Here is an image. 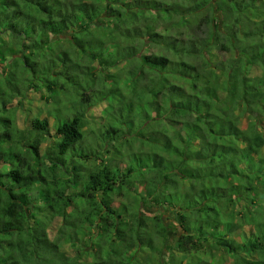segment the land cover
Returning <instances> with one entry per match:
<instances>
[{"label":"trees","instance_id":"trees-1","mask_svg":"<svg viewBox=\"0 0 264 264\" xmlns=\"http://www.w3.org/2000/svg\"><path fill=\"white\" fill-rule=\"evenodd\" d=\"M64 36L78 56L48 51ZM147 40L166 53H144ZM7 60L0 264H264V0H0ZM38 86L78 107L55 91L53 127L38 116L21 129L24 102L8 104ZM98 95L107 123L87 133ZM108 141L114 154L90 170ZM146 208L171 210L181 234Z\"/></svg>","mask_w":264,"mask_h":264},{"label":"rangeland","instance_id":"rangeland-1","mask_svg":"<svg viewBox=\"0 0 264 264\" xmlns=\"http://www.w3.org/2000/svg\"><path fill=\"white\" fill-rule=\"evenodd\" d=\"M101 3H103V1L100 2L99 4H101ZM125 3H126V1H124V2L122 1L120 3V5L121 6L125 5ZM127 9H129L130 11H135L136 10L133 7L127 8ZM140 19L143 22L146 21L144 18H140ZM99 20H102V18L99 19ZM142 21H141V23H143ZM166 25H167V23H165L163 26L165 27ZM97 26H101V22L100 21L98 22ZM66 36H68V35H66ZM66 36L62 37L61 39H59V37H55L54 38L57 41L54 42L51 45L50 50H48L49 52L52 53L53 56H57V54H61V53H64V52H69V54H71V55L73 54L75 56L79 55V53H76L75 48H73V41L72 40L69 41ZM16 41H18V39L14 35H11V36H9L6 39V43H7L6 44V48L9 49L10 46H13V47L10 48V49L13 50L12 52H10V56H11L10 58L12 60L15 59L17 56L21 55V53H19L18 50H15V49H17L16 48V44H14V43H16ZM147 41L143 42L142 45H141L142 46V50H143L144 53H155V52L159 53V51H161V50H162L163 53H166V50H167L166 48L167 47L165 45L159 44L158 42H155V41H152L153 43H151L149 40H147ZM159 45H161V47ZM9 71H11L10 60H7L6 62H3L2 64L0 63V80L6 79V78H3V77H5L9 73ZM46 72H47L46 70H41L40 72L38 71V75L45 74ZM94 73L96 74L97 72L95 71ZM89 79L92 80V78H89ZM96 83H95V85H96ZM26 86L27 85H25L24 82L20 84V87H22V89H25ZM38 88H39L38 92H33V91L31 92V89L27 88L29 90V92H30V94H29L30 98H31L30 100H25L23 98H16V99H13L8 104L9 105V107H8L9 109L11 107H18L19 108V105H20V108H22V105L19 104V103H21V101L24 102L23 109H24L25 112H22L20 110V111H18L16 113L17 125H19V127L21 129L24 128V122L27 120L28 117L35 118V117L39 116L42 119L46 118V117H50L49 111H50V109H53L52 108L53 99L47 100L46 97L48 95H54L57 92L58 97L60 99H63V102H62L63 106H66V107H69V108L73 107L74 109L76 107H78L79 101H76L74 99L75 98L74 94H70V98H69L68 96L63 94V92H61L59 90V88H57V86L55 88L56 92L54 91V92H50V93H48V91L44 87L40 88L38 86ZM100 89L101 88H99V90ZM72 95H73V98H72ZM98 98L99 99H97V102H96L95 106H93L92 108L86 109L87 110L86 115H87L88 120L90 122V123L88 122L86 124V127H85V130L87 131V133L89 131H93V129L95 131L99 130L98 132H100V129L103 127V125L105 123H107V118L105 116V112L108 110L107 109L108 106H109L108 105V101L107 100H101L99 95H98ZM50 123H51V125L53 127L54 119L52 117H50ZM240 123H241V126L243 128H245L246 125H247V119L242 118ZM53 132L54 131H51V134ZM49 133L46 134V132H45L37 140V143L39 145H41L40 149H41L42 153L49 152V148L53 147L52 143H54V141H53L54 139L50 138V136L48 135ZM148 137H150V139L152 141H155L157 139L155 134L152 135L151 133H148ZM94 138H95V136H94ZM91 139H93V138H91ZM91 139H89L87 141V143H91L92 145H95L96 143H92ZM93 142H95V141H93ZM122 142H123V144H125V140L122 139V138H119L118 140L115 141L114 146H116V145H118V143H122ZM105 145L103 147L96 148V150L92 152V154H91L92 155V159L93 160L95 159V160L88 163V165L90 166V170H91L92 167L95 166V163L97 165L101 164V161H100L101 159H97L96 158V153H99V152L100 153H106V152L110 151L111 154H114L112 142L108 141ZM138 146H139V144H138ZM138 149H140V147ZM147 149H149V148H146L145 150H147ZM129 150H131V148ZM61 177L66 178V179L68 178L66 175H63V174L61 175ZM34 201H36V200H34ZM67 211H70V209H68ZM145 212H146V214H145L146 218H151V217H154V216L163 215L164 219L167 221L168 224H174V229H176L177 231L180 230L179 229L180 227H178V225H177L178 223H177V221H176V219L174 217V214H173V212L171 210L166 209V210L163 211V210H161V208H151V209H147L146 208ZM57 220L59 221L60 219H57ZM57 224L58 223H56V225ZM180 231H178V233H176V234L171 235L173 240H175V238L181 234ZM250 232H251V230H248V228H247V230L245 231V233H246L245 236H247V235L249 236ZM237 235H239V234H237ZM50 236L52 238H54L55 237V233H50ZM248 238H250V237H248ZM63 251L67 255L71 254V252H72L69 247L63 249ZM221 261H223V264H232L231 260L229 258H226V260L221 258Z\"/></svg>","mask_w":264,"mask_h":264}]
</instances>
